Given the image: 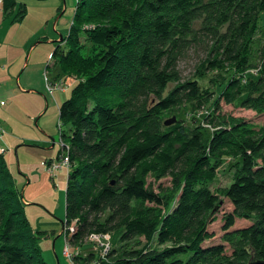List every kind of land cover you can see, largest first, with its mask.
<instances>
[{
    "label": "trees",
    "instance_id": "obj_1",
    "mask_svg": "<svg viewBox=\"0 0 264 264\" xmlns=\"http://www.w3.org/2000/svg\"><path fill=\"white\" fill-rule=\"evenodd\" d=\"M16 5L1 0V13L12 15ZM263 13L264 0H76L68 34L51 54L54 65L76 79L70 97L58 106L63 145L57 158L67 159L61 224L71 248L91 233L109 234L112 249L100 264L264 263V124L240 123L233 133L222 130L210 140L177 121L156 124L161 114L199 97L193 81L162 96L178 81L183 52L205 40L227 62L237 63L253 43ZM25 15L20 6L15 21ZM83 37L96 51L93 58L81 54ZM217 67L210 63L211 70ZM246 89L244 106L263 111L264 67ZM230 143L241 156L237 175L221 194L232 210L223 218L221 243L206 246L214 237L207 227L216 221L218 196L205 189L177 191L187 172L172 193L155 191L151 180L168 174L177 179L175 170L188 160L194 169L205 167ZM4 151L0 264H46L40 248L46 232L30 227ZM237 220L250 225L234 228ZM135 238L143 246L127 248Z\"/></svg>",
    "mask_w": 264,
    "mask_h": 264
},
{
    "label": "rangeland",
    "instance_id": "obj_2",
    "mask_svg": "<svg viewBox=\"0 0 264 264\" xmlns=\"http://www.w3.org/2000/svg\"><path fill=\"white\" fill-rule=\"evenodd\" d=\"M15 1L17 5L12 15L6 17L0 12V89L1 99L5 101L2 109L8 115L0 119V136L5 137L3 159L15 185L21 184L22 202L26 203L24 212L33 232L60 230L59 235L65 238L66 230H62L61 223L64 221L67 168L60 166L61 158H56L63 145L58 129V105L70 97L76 79L60 71L51 54L59 45L60 37L67 36L76 0ZM20 6L26 7V15L21 22H16L14 17ZM199 24L195 25L196 30ZM257 27L250 37L253 43L246 45L245 57L237 63L222 58V53L212 42L204 40L202 44L189 46L177 62L178 81L170 84L162 96L178 85L193 81L199 86V97L195 103L183 104L161 114L157 126L175 118L177 125L187 131L198 128L207 140L222 130L233 133L239 126L232 127L240 123L261 127L264 110L255 111L244 106L248 97L246 84L256 82L264 67V13L260 15ZM80 50L86 58H93L96 54L84 37ZM210 63L221 67L211 70ZM47 85L51 88L61 85V89L50 90ZM240 163V152L230 143L205 167L194 169L188 160L186 166L175 170L177 179L168 174L151 182L155 191L172 193L175 181L187 172L177 191L183 187L188 191L205 189L218 196L219 208L213 215L216 221L207 227L214 237L204 245L218 244L223 235V218L232 210L221 194L237 175ZM248 225L250 221L237 220L234 228ZM53 232H50L51 236ZM46 236H49L47 232ZM89 236L78 249L79 256L88 262L98 252L97 245L101 243L99 238L89 239ZM53 239L41 242L45 249L40 246L43 259L52 253ZM143 244L141 239L135 238L127 243V248H141ZM171 245L170 242L159 248ZM72 249L70 253L74 254ZM66 262L73 264L69 258Z\"/></svg>",
    "mask_w": 264,
    "mask_h": 264
},
{
    "label": "crops",
    "instance_id": "obj_3",
    "mask_svg": "<svg viewBox=\"0 0 264 264\" xmlns=\"http://www.w3.org/2000/svg\"><path fill=\"white\" fill-rule=\"evenodd\" d=\"M0 12H1V8H0ZM72 19V18H71ZM70 24H71V20H70ZM70 24H69V26H70ZM68 30H69V27H68ZM67 34H68V32H67ZM60 42L61 41H59V44H60ZM53 65V64H52ZM51 65V66H52ZM50 67H48V69H49ZM28 92H30V91H28ZM1 97H2V88L0 89V102H4L3 104V106L2 105H0V119L2 120V118L4 117V116H8L7 114H6V112L2 109V108H4L5 107V101L3 100V99H1ZM59 106V105H58ZM1 127V126H0ZM5 141V137H3V136H0V148H2V149H4L5 150V146H4V142ZM5 154H3V156H4ZM57 158V157H56ZM17 185V186H16ZM15 185V187H16V189L18 190V191H20V183L19 184H16ZM21 193H22V191H21ZM23 204H24V206H26V203H24L23 202ZM62 225V224H61ZM62 227V226H61ZM34 230H38V229H34ZM42 232H47L48 233V235L49 236H46V237H44L43 239H41V241H40V246H42V248L44 249V247H43V243L41 244V242L43 241V240H48V239H51V238H54L53 239V244H52V253L50 254V255H47L44 259H45V262H46V264H67V262H66V259H67V257L64 255V245H65V238L63 237V236H60L59 235V233H60V230L59 231H51V230H44V231H42ZM50 232H53L54 233V235L53 236H51L50 235ZM79 248V247H78ZM72 249V248H71ZM45 250V249H44ZM73 250V249H72ZM75 251V249L73 250V252ZM69 252H70V250H69ZM43 253V252H42ZM82 257V256H81Z\"/></svg>",
    "mask_w": 264,
    "mask_h": 264
},
{
    "label": "built area",
    "instance_id": "obj_4",
    "mask_svg": "<svg viewBox=\"0 0 264 264\" xmlns=\"http://www.w3.org/2000/svg\"><path fill=\"white\" fill-rule=\"evenodd\" d=\"M1 3V0H0ZM46 80V79H45ZM48 84V82H47ZM47 87L52 90H57V89H61V85H59L57 88L54 86L53 88H51L50 86L47 85ZM4 102H0V105H3ZM4 150L0 149V152L2 153ZM60 166L66 167L67 168V159L66 158H62L61 162H60ZM59 167V166H58ZM94 238H99L101 240V243L99 245H97V248L99 249L98 252L95 255H91L93 258H91V261H85L84 259L81 258L80 253L78 252V247L75 249L74 254H71L69 252L70 250V246L68 245V243L65 244V249H64V255L69 258L71 260V262L73 264H100L103 261H106V257L108 256L109 252H110V236L109 234H92L89 236V239H94ZM88 239V238H87ZM79 258V260L77 261L76 258Z\"/></svg>",
    "mask_w": 264,
    "mask_h": 264
},
{
    "label": "water",
    "instance_id": "obj_5",
    "mask_svg": "<svg viewBox=\"0 0 264 264\" xmlns=\"http://www.w3.org/2000/svg\"><path fill=\"white\" fill-rule=\"evenodd\" d=\"M61 40H62V38L60 37L59 41H61ZM175 122H176V119L172 118L171 120L164 122V125L170 126V125L174 124ZM257 264H264V263H257Z\"/></svg>",
    "mask_w": 264,
    "mask_h": 264
}]
</instances>
